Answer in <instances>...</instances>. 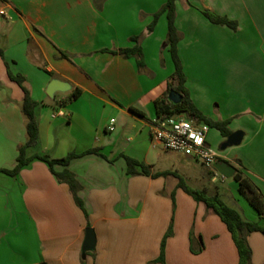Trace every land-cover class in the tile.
<instances>
[{
  "label": "crops",
  "instance_id": "obj_1",
  "mask_svg": "<svg viewBox=\"0 0 264 264\" xmlns=\"http://www.w3.org/2000/svg\"><path fill=\"white\" fill-rule=\"evenodd\" d=\"M166 1L0 0V168L14 167L27 141L24 91L10 71L25 77L40 103L39 144L28 149L29 155L61 158L99 147L108 157L90 153L68 166L80 184L88 217L69 184L59 182L45 161L35 159L17 176L0 174V264H147L159 255L172 219L166 264H238L226 223L178 186L179 176L187 183L196 159L182 154L184 161L175 168L156 169L159 159L175 152L151 137L158 119L155 100L175 71L166 14L148 31ZM203 9L237 20L238 28L211 22ZM176 10L178 51L186 84L197 95L194 102L215 120L247 113L244 124L229 125L232 132L244 131L241 144L217 162L241 169L264 195V0H177ZM141 34L143 70L136 57L107 51L131 47L132 37ZM195 74L200 81V76L215 77L208 80L215 84L217 103L225 99L228 112L203 101ZM223 77L230 89L222 92ZM54 78L68 81L71 90L82 89L81 95L69 100L70 90L50 97L47 87ZM112 118L116 129L109 131ZM122 154L149 165L151 174H129ZM206 168L213 182L220 176L234 178L217 164ZM164 171L171 173L152 176ZM236 183L235 191L249 207L248 219L259 220ZM88 227L95 231L94 257L84 254ZM249 242L252 264H264V234L251 233Z\"/></svg>",
  "mask_w": 264,
  "mask_h": 264
},
{
  "label": "trees",
  "instance_id": "obj_2",
  "mask_svg": "<svg viewBox=\"0 0 264 264\" xmlns=\"http://www.w3.org/2000/svg\"><path fill=\"white\" fill-rule=\"evenodd\" d=\"M176 2L177 0H167L164 5L154 14L153 20L148 27V31H152L155 28L160 16L164 13L166 14L168 20L167 44L169 45V50L171 52L175 65V71L171 75V79L168 82L167 90L164 94H162L155 100L157 117L160 119H167L184 114L188 118H194L198 121L209 124L210 127L217 128L224 137H227L232 133L229 127L232 118L215 120L211 117H208L194 104L191 99L190 91L186 84L187 76L184 71L183 63L178 51V44L181 40V33L176 26ZM202 12L213 23L227 25L234 30L238 28L239 23L235 19H231L230 17L225 15L217 14L209 9H203ZM144 37L145 34L133 36L132 40L135 41V44L133 46L122 47L119 49H107V51L114 54H120L124 57H136L139 68L143 70L145 68V63L143 59L141 41ZM0 54H3V50L1 47ZM61 54L64 57H71L68 52L62 51ZM9 73L11 78L15 80L24 91V99L21 108L25 119L27 141L19 148V153L16 158L14 167L0 168V174L4 173L11 176H17L23 168L30 165L35 159L45 161L49 165L52 173L56 176L59 182H65L69 184L75 202L81 209L84 210L86 216L88 217L89 214L85 207V203L78 193L80 190V184L75 174L68 168V166L73 159L90 153L99 154L104 158L108 157L100 152L101 149L99 147H94L81 153L72 151L67 156L61 158H54L48 154L40 153L29 155L28 149L39 144L38 107L40 103L33 98L30 89L25 85V77L22 74H14L11 71ZM171 90H175L177 93L182 95V99L180 102H173L169 98V93ZM81 93L82 89L78 87L72 89L70 91L69 100L78 98ZM131 110L142 116L145 115L142 111L135 107H131ZM122 156L126 159L127 172L129 174H151L149 165H146L144 162L131 156L125 154H122ZM56 165H62L64 166V169L58 171L55 169ZM170 173L171 172L169 171L156 172L153 173L152 176L158 177ZM233 177L239 184V193L244 196L249 201L250 205L257 211L260 216L259 220L255 221L245 218L238 209L229 205L218 192L209 194L205 189H192L180 176L178 186L183 188L197 201H204L207 206L209 208H212L226 223L238 248V264H252L253 250L249 242V235L256 231L262 232L264 234V224L261 223V220H264V195L259 187L241 169H235ZM173 233L174 230L172 219V223L162 239L160 255L156 260L158 262H161L162 264H166L167 239L172 236ZM192 251L194 253H198L201 250H195L194 248H192Z\"/></svg>",
  "mask_w": 264,
  "mask_h": 264
},
{
  "label": "rangeland",
  "instance_id": "obj_3",
  "mask_svg": "<svg viewBox=\"0 0 264 264\" xmlns=\"http://www.w3.org/2000/svg\"><path fill=\"white\" fill-rule=\"evenodd\" d=\"M193 78H196L197 85L199 86L200 91L202 92L201 95H202L203 101L205 103H208L209 106L211 105L212 109L215 108V111L220 110V112L226 113L230 110L229 107L226 105L227 103H226L225 99H223L222 97H221L220 103H217L218 99H216V96H214V94L216 93L214 91V85L215 84H213L212 81H209V80L214 79L215 78L214 76H206V77L200 76V79H201V81H200L198 79V76L195 74L193 76ZM218 86L222 87V90H220L222 92L224 90L227 91L228 89H230L229 88V82H227V80L225 81V77H223L222 83ZM187 87L190 91L191 99L194 102L193 97L194 96L197 97V95L195 94L193 96L192 90H190L188 85H187ZM221 94H220V96H221ZM238 99H240V95H238ZM194 104L199 108V106L195 102H194ZM217 104H220L221 107H218ZM238 108H237L238 110H243L242 105H241V107H238ZM236 112H238V111H236ZM177 117H186V116L184 114H182V115H178ZM246 117H247V113H245L244 115H243V113H239L235 118L232 117L233 123L231 124V128H236L237 125L244 124ZM214 137H215V139H214ZM223 137L224 136L221 134V132L217 128L211 127L210 131L208 133V136H207V141L213 149H215L216 151H218L221 154L227 153V152L231 151V149H237L236 147H238V146H231L225 150H221L220 147H221V144L223 143V141H222ZM160 148L161 147H159L155 153H158ZM166 156H168L169 158H167V159L161 158L157 161L156 169L175 168L174 166H176L175 165L176 163L178 164V162L180 163V162L184 161V160H181L182 158H184V156L182 154H179L176 152H168ZM194 164H195V166H194L193 173H192L191 177L187 180L189 187H191L192 189H195V190L205 189L209 194H214V193L218 192L221 195V197L229 205L238 209L244 215L245 218H247V219L250 218L249 217L250 216L249 207L247 206L245 200L240 199V196L238 195V193L234 189L237 187L236 186L237 183H236V180L234 178H231V177L222 178L220 176L219 180L217 182H213L211 180L210 173H209L208 169L201 162H199L198 160H194ZM174 211H175V206H174ZM84 254L85 255L89 254L92 257H94L96 255V249L94 248L92 250L84 252ZM159 255H160V253H159ZM159 255L156 258L149 260L147 264L161 263V262L156 261L157 258L159 257Z\"/></svg>",
  "mask_w": 264,
  "mask_h": 264
},
{
  "label": "built area",
  "instance_id": "obj_4",
  "mask_svg": "<svg viewBox=\"0 0 264 264\" xmlns=\"http://www.w3.org/2000/svg\"><path fill=\"white\" fill-rule=\"evenodd\" d=\"M5 13V11H1ZM63 114L62 111H58ZM209 124L188 117L158 118L151 129L154 142L160 143L164 149L193 157L206 167H211L225 155L213 149L207 136ZM109 131L116 129V118H112L107 126Z\"/></svg>",
  "mask_w": 264,
  "mask_h": 264
},
{
  "label": "water",
  "instance_id": "obj_5",
  "mask_svg": "<svg viewBox=\"0 0 264 264\" xmlns=\"http://www.w3.org/2000/svg\"><path fill=\"white\" fill-rule=\"evenodd\" d=\"M72 88V85L68 81H64L59 78H54L51 80L47 87V93L50 97L54 98L55 94L57 92H67L70 91ZM169 98L173 102H180L182 99V95L177 93L175 90H171L169 93ZM244 138V131L243 130H235L233 131L227 138L223 141L221 144V150H225L228 147L236 146L241 144L242 140ZM218 167L222 168L224 172L232 176L235 173V168L233 166L228 165L227 163H218ZM96 244V237H95V231L92 227L87 228L86 230V238L84 241L83 249L84 251H89L95 248Z\"/></svg>",
  "mask_w": 264,
  "mask_h": 264
},
{
  "label": "flooded vegetation",
  "instance_id": "obj_6",
  "mask_svg": "<svg viewBox=\"0 0 264 264\" xmlns=\"http://www.w3.org/2000/svg\"><path fill=\"white\" fill-rule=\"evenodd\" d=\"M215 164H218V162L216 161V162L214 163V165H215Z\"/></svg>",
  "mask_w": 264,
  "mask_h": 264
}]
</instances>
